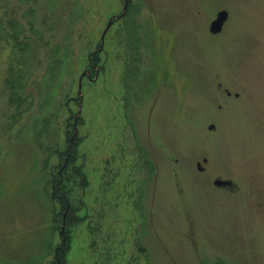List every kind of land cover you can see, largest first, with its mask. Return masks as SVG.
I'll return each mask as SVG.
<instances>
[{
  "label": "rangeland",
  "instance_id": "374dc122",
  "mask_svg": "<svg viewBox=\"0 0 264 264\" xmlns=\"http://www.w3.org/2000/svg\"><path fill=\"white\" fill-rule=\"evenodd\" d=\"M124 7L0 0V264H264V0H131L97 71ZM121 27L139 43L125 68ZM39 42L57 49L40 74ZM134 66L143 97L128 114L116 95ZM222 81L242 100H222Z\"/></svg>",
  "mask_w": 264,
  "mask_h": 264
},
{
  "label": "trees",
  "instance_id": "16d2710c",
  "mask_svg": "<svg viewBox=\"0 0 264 264\" xmlns=\"http://www.w3.org/2000/svg\"><path fill=\"white\" fill-rule=\"evenodd\" d=\"M129 14V12L127 13V15ZM126 15V16H127ZM126 17L125 16H123L122 18H121V21L123 20V19H125ZM120 20L119 21H115L114 23L115 24H118V23H120L121 22ZM115 24H113V25H115ZM136 28L135 27H127L126 28V31L125 32H123V30H125V28L124 27H121L120 29H118L115 33H113V34H111L112 36V43H113V46H114V52H115V57L116 58H118V60H124L125 61V64H124V68H125V66H127V62H128V64L130 63L129 62V60L132 58V52H134V54H136V52H137V49H136V46H137V44L139 45V43L137 42L138 41V39H136V35H135V32H136V30H135ZM110 31V30H109ZM108 31V33H107V35H106V37H105V42H106V38L108 37V38H110V33H111V31L109 32ZM80 39H81V37H80ZM37 41V40H36ZM110 43V42H109ZM22 45H24V47H26V49H28V45H29V43L27 44V42H24V44H22ZM38 45L40 46H38V60H39V64L36 66V69H35V71L36 70H39V74H40V72L42 73V71H43V67L44 68H46V70L48 71V65L46 64V62H48V61H50L51 59H52V57H53V55L56 53V50L55 49H53V48H50V45L49 44H43L42 42L40 43H38ZM105 45V44H104ZM144 45H146V46H150L149 45V43H148V40L146 41H144ZM104 48V47H103ZM102 47H101V43H100V47H99V49L96 51V53L95 54H92L91 56H90V59H92V56L95 58V61H96V63L95 64H97L98 65V62L100 61V57H101V54H102V52L104 51V49H103ZM136 49V50H135ZM60 50H58L57 51V53L59 52ZM45 60V61H44ZM49 71H52V70H49ZM95 71V70H94ZM138 71V67L136 68L135 66H134V69H129V71H128V74H130V75H135V74H137L136 72ZM96 72V71H95ZM47 75H48V73H47ZM37 77L39 78V75H37ZM23 78H25L26 79V81L25 82H28V80H29V78H28V74L26 73V70H24L23 69V77H22V79ZM25 84V83H24ZM70 92H66V94H63V98H62V100H64L65 99V103H60V105H58V110L56 111V114H55V119H56V121H57V119L59 120V118H61L62 119V116H63V113H62V111L63 110H67V108H69V105H68V103L69 102H71V97H70V94H69ZM31 98H33V95L32 96H30ZM80 97V96H79ZM81 98V97H80ZM26 100H27V103H31L32 101H29L28 100V98H26ZM42 101V100H41ZM40 101V102H41ZM81 101H82V99H81ZM47 103V101H45V103L44 104H46ZM79 107H80V105H79ZM71 112V111H70ZM70 114V113H69ZM62 115V116H61ZM64 117V116H63ZM79 118V117H78ZM71 118H64V120H62V123L64 124V125H67V127H69V120H70ZM60 122H61V120H60ZM75 122V121H74ZM55 129H56V137L57 138H60V132H61V128H59L57 125H56V127H55ZM57 143H58V141H57ZM57 149L56 150H54V152L53 153H55V154H53V155H57V154H59V152H60V148L59 147H56ZM152 166V165H151ZM152 169H153V166H152Z\"/></svg>",
  "mask_w": 264,
  "mask_h": 264
},
{
  "label": "flooded vegetation",
  "instance_id": "af4514ba",
  "mask_svg": "<svg viewBox=\"0 0 264 264\" xmlns=\"http://www.w3.org/2000/svg\"><path fill=\"white\" fill-rule=\"evenodd\" d=\"M128 1V8H127V11H126V15H127V13L129 12L128 10H129V7H130V5H131V0H127ZM125 3H126V0H124V6H125ZM223 10H218V12H217V14H216V17H214V18H212V20H211V22H210V25H211V23L214 21V20H216V18H217V16H218V14L220 13V12H222V11H226L227 13H228V18H227V20L225 21V23H224V26H223V28H222V31L221 32H219V33H216V34H214V33H212L211 32V30H210V26H209V30H208V34L210 35V36H212V37H220V36H222V35H225L224 33H225V31H226V28H227V26H228V24H229V22H230V19H231V13H230V11L228 10V9H224V8H222ZM122 15V14H121ZM120 15V16H121ZM125 15V16H126ZM115 21H119V20H114V22ZM121 21V20H120ZM113 22V24H115ZM132 61H134L133 59L131 60H129V62H130V64H131V62ZM95 68H96V70L97 71H99L98 70V67H97V64H95ZM91 72H89L88 71V74H90ZM138 76H137V74H135V75H131V76H129L128 77V80L126 81V80H123L122 82L124 83L123 85H122V89H119L118 91H117V98H119V101H121V102H123V107H124V109H126L127 110V112H128V114H131L132 113V111H133V105L134 104H139V102H140V100L142 99V93H136V92H133L132 93V91H133V89H134V86L132 85L133 83H136L135 82V79L134 78H137ZM131 78V79H130ZM119 82V81H118ZM121 85V84H120ZM226 84L225 83H223V81L222 82H220L219 84H217L216 85V87H214L215 88V92H217V93H219V94H221V98H222V100H224V99H227V100H229V99H236L237 101H240V100H242V98H243V96L245 95V91L243 92V91H237L238 89H239V87L240 86H237L236 87V89L235 90H233L232 88H230L229 86H226ZM129 92L131 93V94H129ZM132 95H133V97H132ZM227 105L228 104H226L225 102L223 103V105H219L218 106V108H219V110H222L223 108H227ZM225 110V109H224ZM222 111H220V113H221ZM132 125L135 127V124L132 122ZM147 126H148V129H149V123H147ZM207 130H208V132H210V133H212V134H216V133H218V130H219V128H218V125L215 123V122H213L212 121V123L211 124H209V126H208V128H207ZM135 134H136V130L134 131V136H135ZM149 137H150V139H151V131L149 130ZM141 150H143L144 151V153H148L149 154V151L148 150H146V147H145V149H141ZM210 159H211V161L213 160L212 158H208V157H205V158H203V160L201 161V162H198L197 163V169H198V171L200 172V173H207V171L209 170L208 169V167H207V170H206V166L207 165H209L210 164ZM212 164H213V162H212ZM212 166V165H211ZM227 178V179H226ZM216 181H224V182H230V185H221V186H217V185H215V182ZM213 186H214V188L216 189V190H218V191H223V192H228V193H234L236 190H238V186H239V182H236L235 180H231L230 178H228V177H224V176H217V177H215V179H214V181H213Z\"/></svg>",
  "mask_w": 264,
  "mask_h": 264
},
{
  "label": "water",
  "instance_id": "95a60500",
  "mask_svg": "<svg viewBox=\"0 0 264 264\" xmlns=\"http://www.w3.org/2000/svg\"><path fill=\"white\" fill-rule=\"evenodd\" d=\"M127 8H128V1L126 0L125 7H124L122 15L121 16L112 17L111 20L109 21L108 30H106V32L104 33L103 38H102V48H103V45H104V42H105V37H106V35H107L108 31H109V28L112 26L113 21L114 20H120L122 18V16H124L126 14ZM227 18H228V13L226 11L220 12L218 14L216 20H214L211 23V25H210L211 32L214 33V34L221 32L222 28L224 26V23L227 20ZM79 95L82 97V80H81L80 85H79ZM81 110H82V106H80V110L78 112L79 113L78 116L81 115ZM75 134H77V129H76V133ZM215 185H217V186L230 185V182L216 181Z\"/></svg>",
  "mask_w": 264,
  "mask_h": 264
}]
</instances>
